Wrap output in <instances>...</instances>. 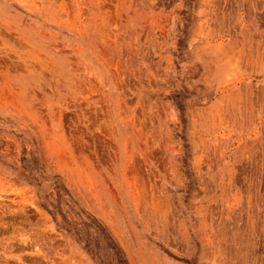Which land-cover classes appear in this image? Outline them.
Wrapping results in <instances>:
<instances>
[{
    "label": "rangeland",
    "instance_id": "374dc122",
    "mask_svg": "<svg viewBox=\"0 0 264 264\" xmlns=\"http://www.w3.org/2000/svg\"><path fill=\"white\" fill-rule=\"evenodd\" d=\"M0 264H264V0H0Z\"/></svg>",
    "mask_w": 264,
    "mask_h": 264
}]
</instances>
